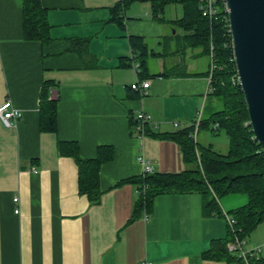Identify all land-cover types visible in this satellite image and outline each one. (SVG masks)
I'll list each match as a JSON object with an SVG mask.
<instances>
[{
  "label": "crops",
  "instance_id": "obj_1",
  "mask_svg": "<svg viewBox=\"0 0 264 264\" xmlns=\"http://www.w3.org/2000/svg\"><path fill=\"white\" fill-rule=\"evenodd\" d=\"M121 1L41 0L51 37L42 44L25 40L24 0H0V103L11 100L23 114L14 127L0 119V264H227L205 256L228 237V223L205 217L199 194L161 195L133 218L141 156L158 173L188 169L169 136L204 116L209 79L162 76L154 59L174 69L188 52L181 59L166 44L167 21L149 3L134 2L122 24L112 22ZM77 40L87 41L85 57L72 49ZM147 80L146 95L131 89ZM44 87L57 101L54 130L41 125ZM140 111L150 117L143 132ZM77 159L101 161L98 202L80 191ZM247 203L230 194L220 208L225 215ZM255 238L253 247L264 245Z\"/></svg>",
  "mask_w": 264,
  "mask_h": 264
},
{
  "label": "trees",
  "instance_id": "obj_2",
  "mask_svg": "<svg viewBox=\"0 0 264 264\" xmlns=\"http://www.w3.org/2000/svg\"><path fill=\"white\" fill-rule=\"evenodd\" d=\"M202 1L122 0L112 10L111 21L122 24L125 9L134 2L149 3L153 17L162 21H166L165 14L169 6H180V17L172 21L175 34L166 39V44L177 41L176 53L181 59L184 53L200 48V54L209 57V69L205 73L193 74L178 73L176 71L181 67H175L174 72H164L162 76H207L210 79L208 97L219 105V109L209 119L202 117L199 131L208 129L214 135L224 132L229 139L228 152L222 154L211 145L200 146L194 142L191 137L192 127L188 126L170 135V138L180 143L188 169L177 174L154 172L132 179L141 191L133 218L143 211L149 212L155 200L167 194H199L202 196L205 217H225L220 208V200L230 194H245L248 203L228 213L237 222L236 234L228 226V237L213 241L205 255L227 264H244L237 255L228 252L227 245L234 240L235 235L241 240H247L264 224V145L255 139L249 124L247 106L237 78L224 0H216L217 13L212 17L203 16L200 9ZM24 37L27 41H39L42 44L51 40L50 25L41 0H24ZM138 39L132 40L133 48L137 47ZM77 44L80 46L77 47ZM141 47L142 51L147 49L144 44H140ZM72 49L85 57L87 41L77 40ZM140 54V67L145 71V53ZM212 65L214 69L211 71ZM49 92L50 89L44 87L41 93V125L43 129L54 130L57 101L49 100ZM77 164L81 193L87 194L91 201L98 202L101 195L98 185L101 161L77 159ZM144 187L146 190L143 192ZM252 264H264V254L259 260L252 261Z\"/></svg>",
  "mask_w": 264,
  "mask_h": 264
},
{
  "label": "water",
  "instance_id": "obj_3",
  "mask_svg": "<svg viewBox=\"0 0 264 264\" xmlns=\"http://www.w3.org/2000/svg\"><path fill=\"white\" fill-rule=\"evenodd\" d=\"M225 7L249 124L264 145V0H225Z\"/></svg>",
  "mask_w": 264,
  "mask_h": 264
},
{
  "label": "built area",
  "instance_id": "obj_4",
  "mask_svg": "<svg viewBox=\"0 0 264 264\" xmlns=\"http://www.w3.org/2000/svg\"><path fill=\"white\" fill-rule=\"evenodd\" d=\"M224 5H225V0H224ZM200 9H201L203 16L205 17L215 16L217 13L216 0H203L201 3ZM213 69H214V66L212 65L211 71ZM209 83H210V79H209ZM149 86H150V81L147 80V81L137 82L133 84L131 86V89L139 92L141 95H146L147 89L149 88ZM208 93H209V90H208ZM22 115H23L22 111L15 108L11 100H7L4 103H0V119L4 126L6 127L16 126L18 121L22 118ZM136 118L140 124L139 130L143 132L146 124L150 121V117L146 115L144 112L140 111L137 113ZM201 123H202V114L199 113L197 118L191 123H189L188 125L189 127L193 128L191 137L194 142L197 141ZM174 125L177 127L178 123H175ZM138 160L143 166V175L153 174L155 172L153 166L151 165V162L147 160L144 156H141ZM145 190L146 188L144 187L143 192ZM136 193L138 195L141 194V191L139 190V188L137 189ZM14 201L17 202L18 198H15ZM15 212L18 213L19 211L16 209ZM224 216L228 223V226L235 233V226L237 223L235 218L229 214H225ZM245 245H246V240H241L235 235L234 240L228 243L227 250L229 253L237 255V257L240 260H242L244 264H252V261L259 260L260 257L264 254V249L261 247H257L253 249H246ZM142 264H153V263L145 262Z\"/></svg>",
  "mask_w": 264,
  "mask_h": 264
},
{
  "label": "rangeland",
  "instance_id": "obj_5",
  "mask_svg": "<svg viewBox=\"0 0 264 264\" xmlns=\"http://www.w3.org/2000/svg\"><path fill=\"white\" fill-rule=\"evenodd\" d=\"M180 13H181L180 6L171 5L167 8L166 14H165V19L167 21L169 35H174V32L176 30H174V28L172 27L171 21L175 20L176 18H179V16L181 15ZM178 34H179V32H178ZM174 44H175V49H176L177 41H174ZM156 50L158 51V48H156ZM200 52H201L200 48L190 50L187 53L186 57L184 58V60H185L184 64L185 65L183 67H181V69L177 70L176 72L188 73V72H192V71H194V72H205V71H207L209 69V64H210L209 57L207 55L200 54ZM153 62L155 65L156 64L158 65V69H157L158 71H162L165 73L174 72L172 68L171 69H164L161 66L163 63V59L156 58V59H154V61H152V63ZM218 109H219V105L214 100L209 99L207 102V107H206V110L204 112L203 117L209 119L211 117V115L215 111H217ZM203 137H207L209 140V143H211V142L213 143L215 150L217 152H220L222 154H226L228 152L229 139L224 132H221L217 135H214L210 131L201 130V132L198 136V139L196 141L200 144V146H204V145L206 146L207 145V142L205 140H203ZM255 235H257L259 240H264V224H261L257 228V230L254 231L247 238L246 245H245L246 249L253 247V244L255 243L254 241L257 240V238H255ZM253 248H257V247H255V245H254ZM253 248H250V249H253ZM261 248L264 249V245H262Z\"/></svg>",
  "mask_w": 264,
  "mask_h": 264
}]
</instances>
